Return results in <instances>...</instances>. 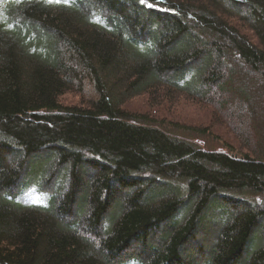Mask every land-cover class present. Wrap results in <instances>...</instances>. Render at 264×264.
Returning <instances> with one entry per match:
<instances>
[{
	"label": "trees",
	"instance_id": "trees-1",
	"mask_svg": "<svg viewBox=\"0 0 264 264\" xmlns=\"http://www.w3.org/2000/svg\"><path fill=\"white\" fill-rule=\"evenodd\" d=\"M87 78L96 99L65 105ZM230 82L264 126V0H0V264H264V159L123 107L162 88L223 104ZM38 155L46 204L17 193Z\"/></svg>",
	"mask_w": 264,
	"mask_h": 264
},
{
	"label": "rangeland",
	"instance_id": "rangeland-1",
	"mask_svg": "<svg viewBox=\"0 0 264 264\" xmlns=\"http://www.w3.org/2000/svg\"><path fill=\"white\" fill-rule=\"evenodd\" d=\"M82 85V89H78L75 84L71 89L72 91L67 92L61 97V101L65 105L85 106L91 101L90 99H96L93 82L87 78ZM241 85L238 82H230L228 84V87L232 88V90L226 96L223 104L221 103L222 101L215 100L213 97L219 96L217 88L214 89L213 96L207 97L209 99L205 101L173 91L170 92L172 95L166 92L167 97H165V88H162L156 91L151 90V93L130 97L125 100L123 107L129 115L145 119L146 121H143V123L160 127L170 135L193 143L203 150L243 154L252 153V156L264 159V152L262 151L264 131V126L261 124L262 113L259 112L260 119L257 117L252 119L249 113H245L239 109L243 100L239 97L241 93L237 94L236 89L239 91ZM260 125L263 126L262 132ZM244 131L250 133L252 146L255 149L258 148L260 153L251 152L247 147L245 137L239 133ZM40 157L38 155L34 158L35 164L27 168L26 173L22 176L25 179L23 180L25 184L22 186V189H17V193L21 192V199L23 201L25 200L24 198L29 199L28 203L38 202L46 204L48 200L47 197L33 195L35 186L32 185V180L37 179L35 178L37 174V168L35 167L38 166ZM61 184L62 182L56 184L54 190L57 187L59 188ZM45 191L53 194V188L46 189ZM243 199L249 201L259 200L256 196L252 195H243ZM208 211L214 213L212 209ZM211 213L207 214L208 221L216 219L214 216L212 218L209 217ZM209 227L212 226L204 224L196 238L198 241L203 242L204 240L206 242L205 235L210 232Z\"/></svg>",
	"mask_w": 264,
	"mask_h": 264
},
{
	"label": "snow or ice",
	"instance_id": "snow-or-ice-1",
	"mask_svg": "<svg viewBox=\"0 0 264 264\" xmlns=\"http://www.w3.org/2000/svg\"><path fill=\"white\" fill-rule=\"evenodd\" d=\"M141 2H144V0H141Z\"/></svg>",
	"mask_w": 264,
	"mask_h": 264
}]
</instances>
